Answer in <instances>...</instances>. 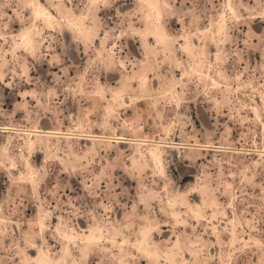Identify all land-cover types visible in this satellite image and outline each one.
Returning a JSON list of instances; mask_svg holds the SVG:
<instances>
[{
	"label": "rangeland",
	"instance_id": "obj_1",
	"mask_svg": "<svg viewBox=\"0 0 264 264\" xmlns=\"http://www.w3.org/2000/svg\"><path fill=\"white\" fill-rule=\"evenodd\" d=\"M164 2L159 29L141 0H101L88 38L56 24L21 54L27 16L0 0V264L39 255L26 233L45 257L91 235L84 264H148L144 229L176 264H264V0Z\"/></svg>",
	"mask_w": 264,
	"mask_h": 264
},
{
	"label": "snow or ice",
	"instance_id": "obj_2",
	"mask_svg": "<svg viewBox=\"0 0 264 264\" xmlns=\"http://www.w3.org/2000/svg\"><path fill=\"white\" fill-rule=\"evenodd\" d=\"M101 0H89L87 5V14L83 12L75 11H66L68 8V0H59L56 3L55 7L59 9V12L52 11V5L44 3V0H20L21 7L27 16V19L24 21L22 30L16 36L15 41L13 42L21 54L35 53L37 45L41 43L44 39L45 30H54L56 24L60 27H66L71 30L79 39H86L90 35L91 24L94 20L92 13L94 10L100 6ZM105 7L109 6V0H103ZM141 5L146 6L147 8L152 9L154 15H150V19H153L157 25V29L162 26V19L166 15V9L168 8V3L164 0H141ZM230 7V5H229ZM264 15V13H262ZM55 21V23H54ZM219 31H223V25H220ZM143 30L139 33H134V35H143ZM215 34V30H214ZM4 37L0 36V40H3ZM168 37L165 33L157 30L155 34L156 47L159 49L166 41ZM151 44V40L149 41ZM185 51H187L185 49ZM107 122V117L105 118ZM152 161L140 162L139 167H133V174L137 171H140L145 166L151 164L153 161L158 163V156L153 152ZM154 173L156 169L153 170ZM39 174V169L37 170ZM41 231L44 228V224H40ZM148 229L137 234V241L129 245L130 249H134L137 252H142L145 255L148 264H176L172 259H167L170 253L163 249H158L152 251V248L149 246L146 251H143L140 247L145 243L148 238ZM57 236L60 234L59 227L57 228ZM38 234H25L22 244L25 249V253L28 248L36 249L39 253L35 259H31L25 262V264H84L85 254L90 253L91 250L95 249L98 244V241L91 235L85 236L84 238L80 237H69L64 235L61 237V240L67 241V246H58V253H62L63 256L69 257L75 255L79 252V257L76 259H55L54 254L49 251L48 256L45 257V245L40 243L36 238ZM143 237L144 239H140ZM131 237H129V240ZM113 245H117L120 248L121 253L125 251L124 245L128 242L123 239V237L118 238V240L112 241ZM178 243V241H177ZM148 244L151 245V241H148ZM34 255H36L34 253ZM119 264H129L126 262L123 257H121Z\"/></svg>",
	"mask_w": 264,
	"mask_h": 264
},
{
	"label": "bare ground",
	"instance_id": "obj_3",
	"mask_svg": "<svg viewBox=\"0 0 264 264\" xmlns=\"http://www.w3.org/2000/svg\"><path fill=\"white\" fill-rule=\"evenodd\" d=\"M6 130V129H5ZM4 130V131H5ZM8 130V129H7ZM13 130V129H12ZM15 130V129H14ZM8 131H10V130H8ZM35 133H41L42 135L43 134H45V135H50V134H53L54 132H43L42 130H36V131H34ZM34 133V134H35ZM40 135V134H39ZM38 135V136H39ZM39 138V137H38ZM116 139H117V141L119 142V143H121V144H131L132 142H133V140H130V139H128V138H125V137H120V136H118V137H116ZM142 141H146V140H142ZM142 143V142H141ZM166 144L167 145H170V144H172V143H170V142H166ZM180 145V144H179ZM159 146H157V147H154V148H152L151 149V155L153 154V152H155L156 154H157V156H158V163L157 164H161L162 163V158L160 157V155H159V148H158ZM167 147H169V146H167ZM215 149V148H214ZM152 157H153V155H152Z\"/></svg>",
	"mask_w": 264,
	"mask_h": 264
}]
</instances>
